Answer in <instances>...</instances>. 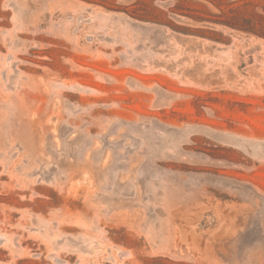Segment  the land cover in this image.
<instances>
[{"label": "rangeland", "instance_id": "1", "mask_svg": "<svg viewBox=\"0 0 264 264\" xmlns=\"http://www.w3.org/2000/svg\"><path fill=\"white\" fill-rule=\"evenodd\" d=\"M0 264H264V0H0Z\"/></svg>", "mask_w": 264, "mask_h": 264}]
</instances>
